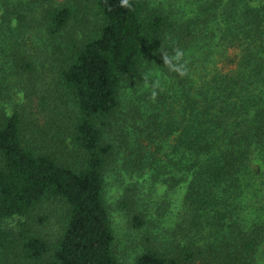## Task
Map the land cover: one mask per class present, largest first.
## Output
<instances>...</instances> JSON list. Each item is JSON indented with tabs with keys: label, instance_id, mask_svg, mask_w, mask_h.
Returning a JSON list of instances; mask_svg holds the SVG:
<instances>
[{
	"label": "trees",
	"instance_id": "16d2710c",
	"mask_svg": "<svg viewBox=\"0 0 264 264\" xmlns=\"http://www.w3.org/2000/svg\"><path fill=\"white\" fill-rule=\"evenodd\" d=\"M0 10V264H120L113 187L133 264H264V0Z\"/></svg>",
	"mask_w": 264,
	"mask_h": 264
},
{
	"label": "rangeland",
	"instance_id": "374dc122",
	"mask_svg": "<svg viewBox=\"0 0 264 264\" xmlns=\"http://www.w3.org/2000/svg\"><path fill=\"white\" fill-rule=\"evenodd\" d=\"M88 16L94 18V13L90 12L89 10ZM31 98L35 104L38 103V98H36V92H31ZM17 100L19 105L24 104L25 98L23 97V93H20L17 96ZM120 191H122V189H115L114 187L112 189H107L106 200L110 204L111 218L113 221V227L116 238V251L119 256L120 264H133L136 252L138 249L141 248V238L143 236V229L134 228L130 223L127 214L118 206L117 197L120 194ZM163 191V189L152 190L151 196L153 198H159ZM180 192L181 189L169 192V197L174 203L177 202L178 197L181 195ZM45 210L46 211L44 212H47V209ZM22 222H25V218L15 217L9 220L7 225L10 228L16 230L19 227V224ZM27 222L29 224H32L33 227L37 229H42V232H44V234L46 235H53L57 227V225H55V214L51 213H49L48 221L44 225L36 223L35 216L28 218Z\"/></svg>",
	"mask_w": 264,
	"mask_h": 264
},
{
	"label": "clouds",
	"instance_id": "9594fccd",
	"mask_svg": "<svg viewBox=\"0 0 264 264\" xmlns=\"http://www.w3.org/2000/svg\"><path fill=\"white\" fill-rule=\"evenodd\" d=\"M123 2L126 4L127 3V0H123ZM182 52H180L179 50H177L176 51V55L174 56V57H164V62L166 63V64H168L169 66H171L172 65V61L173 60H176V61H179L180 60V58L182 57ZM183 66H181V68H182ZM181 68H177L176 70L177 71H180L181 70ZM181 74H183V72H181Z\"/></svg>",
	"mask_w": 264,
	"mask_h": 264
}]
</instances>
